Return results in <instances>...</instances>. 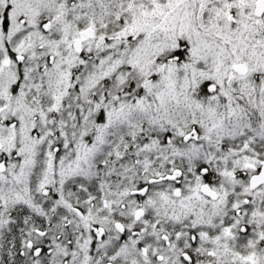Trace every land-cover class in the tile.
<instances>
[{
  "label": "snow or ice",
  "instance_id": "1",
  "mask_svg": "<svg viewBox=\"0 0 264 264\" xmlns=\"http://www.w3.org/2000/svg\"><path fill=\"white\" fill-rule=\"evenodd\" d=\"M0 264H264V0H0Z\"/></svg>",
  "mask_w": 264,
  "mask_h": 264
}]
</instances>
